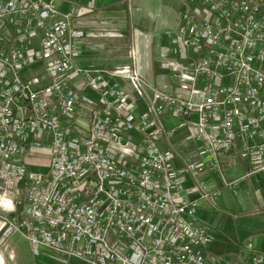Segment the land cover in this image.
<instances>
[{"label": "built area", "instance_id": "1", "mask_svg": "<svg viewBox=\"0 0 264 264\" xmlns=\"http://www.w3.org/2000/svg\"><path fill=\"white\" fill-rule=\"evenodd\" d=\"M187 3L163 32L164 88L138 70L134 47L132 66L82 62V7L0 0L2 236L85 264H264L253 249L234 261L208 253L196 218L222 156L264 170V0ZM180 130L209 163L176 164L161 141Z\"/></svg>", "mask_w": 264, "mask_h": 264}, {"label": "crops", "instance_id": "2", "mask_svg": "<svg viewBox=\"0 0 264 264\" xmlns=\"http://www.w3.org/2000/svg\"><path fill=\"white\" fill-rule=\"evenodd\" d=\"M57 3L62 12L71 7L83 8L78 28L87 33L85 40L90 45L82 47V62L108 68L126 67L130 65L126 42L132 39L131 47L137 50L138 70L155 85L167 88L168 79L162 74L156 58L160 55V45L167 42L163 32L179 28L180 15L189 5L187 0H57ZM155 37L159 39L155 45L159 52L152 47ZM120 80L126 89L131 88L128 80ZM165 123L169 126L178 122L166 119ZM184 135L182 130L167 135L161 146L176 153V164L188 156L209 163L208 155L196 154L198 143L186 140ZM222 160L228 165L222 174L204 175L211 197L198 198L196 208L197 221L208 228L210 240L206 251L229 261L242 256L246 249L264 253V170L252 173L250 165L234 154L222 156ZM185 181L186 185L193 183L190 177ZM13 196L15 192L9 193L6 199L12 200ZM194 196L198 197L197 194ZM21 209L22 205H17L10 216H20ZM4 226L5 222L0 218V264H23L20 261L31 264L30 259L19 255L7 241L10 235H1ZM41 252L53 258L57 256L45 247L40 248L38 254H31L36 257ZM48 258H37L34 264H50L51 258ZM75 260L62 258V263L80 264L81 261Z\"/></svg>", "mask_w": 264, "mask_h": 264}, {"label": "rangeland", "instance_id": "3", "mask_svg": "<svg viewBox=\"0 0 264 264\" xmlns=\"http://www.w3.org/2000/svg\"><path fill=\"white\" fill-rule=\"evenodd\" d=\"M158 41H159L158 37H155V41H154V44L152 47H153V50L157 49V51L159 52L158 46H155L158 44ZM127 43H128V45H127ZM132 44H133L132 39L131 40L128 39V41L126 42L128 49L131 48ZM129 62L131 65V59L129 60ZM7 241L10 242V244L19 251V255L23 254L27 259H30L29 263H31V264H34V260H36L37 258H40L42 260L43 259L48 260L49 259L48 257L51 258V261H49L50 264H63L62 258H60L61 256H58V255L55 256L57 259L53 258L51 255H48V254L43 253V252H41L39 255H36V257H35V255H32L30 252V245L27 243L25 238L19 232L11 233L10 236L7 238ZM20 259H22V258H20ZM55 259H56V261H55ZM73 261H76V260L74 259ZM20 263L27 264L26 262H22V261H20ZM78 263L81 264L82 262H78Z\"/></svg>", "mask_w": 264, "mask_h": 264}, {"label": "clouds", "instance_id": "4", "mask_svg": "<svg viewBox=\"0 0 264 264\" xmlns=\"http://www.w3.org/2000/svg\"><path fill=\"white\" fill-rule=\"evenodd\" d=\"M6 208H7V210H11L12 204H11L10 200L6 202Z\"/></svg>", "mask_w": 264, "mask_h": 264}]
</instances>
